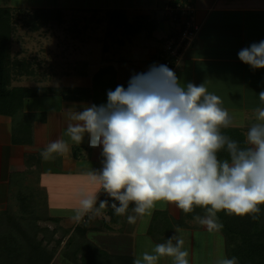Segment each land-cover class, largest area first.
Listing matches in <instances>:
<instances>
[{"label": "clouds", "instance_id": "obj_1", "mask_svg": "<svg viewBox=\"0 0 264 264\" xmlns=\"http://www.w3.org/2000/svg\"><path fill=\"white\" fill-rule=\"evenodd\" d=\"M239 60L252 69H264V41L243 48ZM264 104V91L259 94ZM69 123L67 140L59 138L40 153L43 160L70 151L85 136L89 147L102 149V168L87 174L96 190L81 193L70 219L79 224L86 216H100L111 208L126 216L129 224L139 218L148 223L157 205H174L185 215L197 208L204 215L193 219L210 233L223 224L218 213L258 218L264 206V107L255 109V123L246 131L244 146L223 134L235 121L221 98L205 84L182 86L166 65H153L135 74L125 89L118 85L107 92L102 105H85L81 111L65 110ZM224 152L227 158H220ZM103 192L114 201L99 200ZM174 235L152 250L144 251L133 264H190L184 239ZM215 264H238L236 257L221 255Z\"/></svg>", "mask_w": 264, "mask_h": 264}, {"label": "crops", "instance_id": "obj_2", "mask_svg": "<svg viewBox=\"0 0 264 264\" xmlns=\"http://www.w3.org/2000/svg\"><path fill=\"white\" fill-rule=\"evenodd\" d=\"M169 1L173 0H126L124 7L108 8L122 9L129 18L147 15L155 22L153 33L157 35L156 40L153 36L150 40L149 35L141 40L137 38L141 35L138 34L124 43L122 49L128 53L126 59L117 53L116 56L112 57L114 53L111 55L116 83L128 85L133 75L147 73L150 69L151 60L158 53L161 42L176 27L171 20L164 18L161 13L157 15L153 10L154 7L167 5ZM185 1L192 8V20L198 25V31L185 55L174 65L173 71L178 81L182 86H186L189 82L195 85L204 83L209 93L221 98L222 107L227 109L234 119L243 120L241 126H237L235 122L234 127L243 128L246 125L249 127L253 123L247 124L245 117H249L251 122L255 121V109L264 107L258 96L264 91V80L251 71H264V69L254 70L242 63L238 53L243 48L264 41V0ZM138 5H141V9ZM89 84L90 80L86 86ZM85 105L91 104L87 101L63 100L54 93H39L25 98L23 112L43 113L45 116L42 123L34 121L32 143L25 146L10 144L9 121L0 116L1 210L9 208L14 215L23 218L30 213L43 217L40 218L41 220L36 219V225H51L52 223L46 218H57L61 225V217L48 215L50 203L47 197H50L48 193L51 187L62 185L61 190L64 195L59 194L61 198H65L67 190L82 189L85 193L96 190V186L89 182L87 174L91 170L99 171L102 168V149L89 147L87 135L80 145L69 141L70 151L67 154L55 155L53 160L47 161L40 156L41 151L52 141L59 138L68 139L65 132L69 120L65 110L75 108L76 111H81L82 106ZM45 179L47 182L44 181ZM10 188H13L14 193L9 190ZM33 190L35 192L43 190L46 194L38 200L32 195ZM102 198L105 196L103 195ZM160 207L157 205L155 211L160 210ZM168 207L173 208L172 205H165L163 210L166 211ZM91 217L98 223L107 221L105 209L102 210V215ZM125 218L126 216L121 217L119 224H112L109 230L115 228L114 230L120 231L119 233L124 231ZM148 224L149 221L146 225ZM100 232L109 231L89 232L86 235Z\"/></svg>", "mask_w": 264, "mask_h": 264}, {"label": "trees", "instance_id": "obj_3", "mask_svg": "<svg viewBox=\"0 0 264 264\" xmlns=\"http://www.w3.org/2000/svg\"><path fill=\"white\" fill-rule=\"evenodd\" d=\"M179 3L189 5L185 0L169 1L167 5L174 7ZM10 17L9 10L0 7V116L9 121L10 144L30 145L32 124L34 121L39 123L44 121L43 113L23 112L22 106L25 98L36 96L39 93H54L63 100L87 101L91 105L99 106L107 102L109 90L114 91L118 85H122L116 83L114 70L109 66L95 71L91 76L89 86L30 88L11 85L13 80L20 77H32L34 72L31 69V62L9 55L12 31ZM104 18L107 26L126 40L142 33L150 36L155 29V22L147 15H137L130 19L122 9H108L104 12ZM24 21L31 31H37L42 27L47 30L62 22V13L59 9L37 8ZM172 22L176 27L163 41L176 34L175 30L179 25L178 17ZM122 86L125 89L128 87V85ZM247 128L248 125L243 128L230 127L222 129V132L244 146V131ZM219 156L222 159L227 158L224 152H221ZM103 195L105 198H102ZM99 200H108L109 204L114 202L103 192L99 195L97 207H99ZM195 215L202 216L204 213L197 208L195 212L185 215L177 208L176 217L171 218L165 210L154 211L150 217L146 234L153 241L163 243L169 238V233L173 229L198 228L200 224L194 223L193 216ZM105 216L107 221L102 223L86 216L81 223H76L71 229L61 227L57 218H46L47 221L55 224L52 229H48L36 225V219L41 220L43 217L30 213L23 218L14 215L9 208L1 210L0 264H60L54 261L55 254L61 259L60 261L66 260L69 264H133L132 256L105 253L86 238L88 232L109 230L112 224H119L122 217L115 215L111 208L105 209ZM218 220L223 224L222 230L218 233L223 238L225 256L236 257L238 264H264V206H261V211L255 220L249 216L226 215L224 212L218 213ZM57 233L60 237L54 238ZM38 234L41 238L37 237ZM49 243L53 245L47 249L46 244Z\"/></svg>", "mask_w": 264, "mask_h": 264}, {"label": "rangeland", "instance_id": "obj_4", "mask_svg": "<svg viewBox=\"0 0 264 264\" xmlns=\"http://www.w3.org/2000/svg\"><path fill=\"white\" fill-rule=\"evenodd\" d=\"M125 2L126 0H0V7L7 8L11 13L12 31L9 55L16 59L31 62V69L34 72L32 77H20L13 80L11 85L30 88L83 87L88 84L89 76L93 72L104 66L114 67L110 58L113 53L112 57L117 53L124 59L128 58V53L122 48L124 43L129 40L121 38L119 33L109 28L104 18V12L108 8L124 7ZM160 6L153 8L156 14L161 13L164 18L171 20L165 12L167 5ZM140 7L141 5L139 9H141ZM37 8L59 9L62 13V22L47 30L43 27L37 31L29 30L24 20ZM145 36L142 33L137 38L143 40ZM150 36V40L153 39L152 36L154 40L157 39V35L153 32L150 33ZM251 72L256 73L264 80V71ZM234 120L237 126H241L240 124L243 123V120H236V118ZM245 120L249 124L256 122H251L249 117H245ZM44 181L47 182L46 179ZM57 186H50L51 191L48 193L50 197H47L50 203L48 215L61 217L60 226L71 229L75 222L70 217L74 214L73 209L78 206L81 193H85V191L82 189L79 191L67 190L65 198H61L59 194H63L62 185L58 184ZM9 190L13 191V188ZM9 194H11L10 191ZM45 194L46 192L43 190L36 192L33 190L32 192V195H35L38 200ZM59 203L61 204L59 205ZM63 205L67 209L63 208ZM158 205L160 206V204ZM170 207L166 211L171 218H175L177 208L174 205H172L173 208L170 209ZM163 209L165 208L163 207ZM123 221L125 229L121 233L115 231L114 228L108 230L109 232L91 233L86 237L105 253L130 255L134 259L144 251L150 252L158 244L149 236L147 237L145 233L147 225L139 218L136 224H129L127 217ZM54 225L52 223L51 225L39 226L52 229ZM180 230L178 235L185 241L184 247L189 252L190 264H215L221 255L225 256L221 234L210 233L202 225L194 229ZM175 231L176 229H173L169 233V238L174 235ZM37 237L41 238L40 234ZM59 237V233L54 235V238ZM52 245V243L46 244V248L49 249ZM60 245L62 246V243ZM59 248L60 246L57 249L59 250ZM60 260L55 254V262L69 264L66 260H62L63 262ZM159 264H172V262L165 258Z\"/></svg>", "mask_w": 264, "mask_h": 264}, {"label": "built area", "instance_id": "obj_5", "mask_svg": "<svg viewBox=\"0 0 264 264\" xmlns=\"http://www.w3.org/2000/svg\"><path fill=\"white\" fill-rule=\"evenodd\" d=\"M165 12L171 21L178 17L179 25L176 34L162 42L158 53L151 60V66L166 65L173 70L178 59L184 56L189 44L194 39L198 25L193 22L190 15L192 13L191 6L185 3H179L174 7L167 5Z\"/></svg>", "mask_w": 264, "mask_h": 264}]
</instances>
